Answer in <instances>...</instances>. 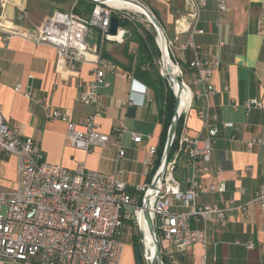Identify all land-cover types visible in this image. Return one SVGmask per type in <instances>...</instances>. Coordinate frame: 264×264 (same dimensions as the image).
Returning <instances> with one entry per match:
<instances>
[{
    "label": "crops",
    "instance_id": "crops-1",
    "mask_svg": "<svg viewBox=\"0 0 264 264\" xmlns=\"http://www.w3.org/2000/svg\"><path fill=\"white\" fill-rule=\"evenodd\" d=\"M17 0H0V14L4 9L11 16L16 13ZM75 0L74 2H76ZM158 17L165 32L172 61L181 70L179 77L191 95L201 92L194 84L198 76L188 63L196 54L181 50L179 44L187 39V22L182 21L188 10L186 0H140ZM26 26L44 24L56 8L57 0H23ZM227 9L219 12L216 0H208L201 9L197 26L204 30L195 36L200 45L199 58L219 61L206 83L214 91L210 97L211 112L217 114V135L212 144L207 171L198 175L203 187L215 186L214 191L198 195L196 204L216 203L227 207L230 200L242 208H232L221 224L214 215L206 219L191 218L192 229H203L206 246L194 242L179 251L166 240L160 242L162 260L166 264H264V208L253 201L254 192L264 184V142H246L252 138L264 140V24L258 13L264 0H226ZM65 9V8H62ZM120 39L101 41L98 29L91 27L90 45H96L103 58L111 60L115 69L106 71L109 86H101L100 108L97 119L100 131L109 135L104 147L83 150L72 146L66 138V122L49 119L47 111L31 99L44 98L54 109L67 114L74 122L84 123L92 106L80 101L81 93L88 89L93 64L75 62L74 69L57 66L53 46L38 44L19 34L3 38L0 31V111L3 117L20 129L23 138L34 140L49 163L73 169L78 162L86 168L111 173L116 168L118 178L127 184L150 183L156 171V159L161 146L163 124L151 88L133 75L129 81L125 73L132 72L129 58L135 61L137 43L131 39L128 27L120 26ZM223 40L220 46L218 42ZM20 85L21 89L16 90ZM28 93V95H26ZM256 98L262 104L247 111L244 103ZM236 104V107L233 106ZM205 107L204 97L195 98L192 106L183 112L180 134L188 137H206L210 124L203 126L198 113ZM118 128V129H117ZM132 133L140 140H132ZM179 134V135H180ZM154 146L157 152L151 153ZM120 149L124 150L119 156ZM178 149V144H177ZM174 152L173 175L180 190L188 187V147L183 144ZM159 166V165H158ZM17 186L16 158L0 152V190H13ZM244 192H238V188ZM165 201L171 211H188L192 203L184 206L175 195L167 194ZM121 229V234H122ZM123 241L119 264H136L135 248ZM251 242L252 246L247 247ZM0 264H20L6 260Z\"/></svg>",
    "mask_w": 264,
    "mask_h": 264
},
{
    "label": "built area",
    "instance_id": "built-area-1",
    "mask_svg": "<svg viewBox=\"0 0 264 264\" xmlns=\"http://www.w3.org/2000/svg\"><path fill=\"white\" fill-rule=\"evenodd\" d=\"M2 4L4 0H1ZM208 0H186L188 10L182 21L187 22V39L179 44L181 50L190 49L196 56L189 61V67L198 70L194 84L201 86V92L191 95L183 110L192 106L195 98L204 97L205 107L198 116L205 126L210 124L206 137H188L181 133L178 137V149L182 145L188 147L187 162L189 174L186 177L188 187L180 190L179 181L173 175L174 158L169 160L157 188L159 193L151 197L150 211L159 241L166 240L177 250L182 251L194 242L206 246L207 237L203 229H192L191 218L206 219L210 215L221 223H225V214L232 208H242L230 200L227 207L216 203L196 204L195 199L215 186L203 187L199 184L198 175L207 171V163L211 157L212 144L217 135V114L211 112L210 97L214 91L206 83L219 61L199 58L197 52L200 45L195 36L204 30L197 26L201 9ZM217 9H227L226 0H216ZM17 11L13 19L0 14V31L3 38L19 34L38 44H48L55 48L57 66L73 70L75 62L93 64L92 79L89 87L81 93V102L92 106L86 122L72 121L67 114L51 108L44 98L31 99L47 111L49 119L66 122V138L69 143L83 150L93 147L102 148L109 140V135L100 131L97 119L102 115L100 108L101 86H109L106 78V66L110 71L115 64L103 58L96 45H90L87 38L91 27L100 31V40L106 38L110 16L114 10L95 4L88 16L69 9L56 8L50 18L40 26H26L27 17L23 0L15 1ZM126 14V10L121 11ZM258 19L264 24V8L258 13ZM168 47L171 41L167 40ZM224 43L220 40L218 44ZM174 63V62H173ZM176 64V63H175ZM178 67V65L176 64ZM181 70L178 67V74ZM129 81L133 79L131 72L125 73ZM185 85V84H184ZM186 88H188L185 85ZM16 90L21 86L17 85ZM28 95V93H26ZM236 107V104H233ZM262 104L256 98L244 103L247 111L259 108ZM180 111V114H183ZM118 129V128H117ZM140 134L132 133V140L138 142ZM262 138H252L246 142L248 148L254 143H263ZM0 152L14 155L16 158L17 186L13 190H0V262L10 260L20 264H119L123 241L121 239L122 224L125 219L133 217L137 221V211L141 209L142 197L148 184H127L118 178L121 172L116 168L111 173L86 168L78 162L73 169L46 161L44 152L38 144L23 138L18 126L8 122L0 111ZM155 153V147L150 148ZM124 150L120 149L121 157ZM161 163V161H160ZM160 164L154 176L158 173ZM153 176V177H154ZM153 179V178H152ZM243 193L244 188H238ZM167 194L175 195L186 206L192 203L188 211H171L165 201ZM253 201L264 208V184L253 196ZM2 208H4L2 210ZM132 211V212H131ZM139 225V224H138ZM143 242V241H142ZM141 255L143 260L151 256L144 243ZM252 243L248 242L247 247ZM159 264H166L162 259Z\"/></svg>",
    "mask_w": 264,
    "mask_h": 264
},
{
    "label": "trees",
    "instance_id": "trees-1",
    "mask_svg": "<svg viewBox=\"0 0 264 264\" xmlns=\"http://www.w3.org/2000/svg\"><path fill=\"white\" fill-rule=\"evenodd\" d=\"M95 4L96 2L92 0H77L73 5V10L78 14L88 16ZM152 12L154 13V11ZM112 13L118 17L119 26H125L130 29L131 39L137 43L134 63H132L133 56H130L129 58L130 70H132L135 77L141 79L147 87L151 88L153 97L157 102L158 112L163 124L161 146L158 150V157L155 165L157 168L161 161L167 129L173 113L175 97L169 81L161 75L159 70L160 52L156 43V33L152 25L150 24L151 28L149 29L138 21L127 18L121 11L113 10ZM154 15L158 20L155 13ZM98 35L100 37L99 30ZM182 118L183 114L180 115L178 120L175 138L169 154V160L173 158L174 152L177 149L178 137L182 127ZM155 152H157L156 149ZM139 238L140 237H138L137 234H133L132 244L135 250L141 253L142 247L140 246Z\"/></svg>",
    "mask_w": 264,
    "mask_h": 264
},
{
    "label": "water",
    "instance_id": "water-1",
    "mask_svg": "<svg viewBox=\"0 0 264 264\" xmlns=\"http://www.w3.org/2000/svg\"><path fill=\"white\" fill-rule=\"evenodd\" d=\"M92 1L96 2V4H100V5H103L105 7H108V5L104 2V0H92ZM127 1H130V2H132L138 6L142 7L145 10L144 15L146 16V19L148 20L149 24L152 25V27L155 30L156 35H157L156 36V43L158 45L159 52H160V63L162 61V64L164 65V59L166 57L167 60L170 62V64H172L173 61L171 60L170 49H169L167 42H166L164 30H163L161 24L159 23V21L157 20V18L155 17L154 13L151 11V9L146 4H144L140 0H127ZM4 15L8 19H13V17H14L13 15L11 16V14H9L6 9H4ZM122 31H123L122 28L118 24V17L116 15L112 14L110 16L109 28H108V33L106 35V39L118 40V39H120L119 35H120V32L122 33ZM160 40L163 41L166 53H164L163 49L161 48V46L159 44ZM166 68L168 69V72H170V66L168 65ZM160 73L168 81H170V78L167 75L163 74L162 70H160ZM174 78L177 81L178 89L176 91L173 90L175 101H174L173 113H172L171 120H170L168 129H167L166 140H165V144H164V148H163V152H162V157H161L160 169H159L158 173L153 177L151 182L148 184L147 190L145 191V193L142 197V200H141V212L144 216L146 226L148 229V233L150 235V239H151V242L153 245V252H152L150 257L143 260L141 253L138 252L137 250H135L136 264H159L161 259H162L160 241L158 239V236H157L154 224H153L151 211H150V209H151L150 203H151V197L152 196L155 197L159 193V189L157 188V184L159 181H161L163 173H164L166 166L169 162V154H170L171 146H172L173 140L175 138L178 120H179V117L181 115L180 109H178L179 103H180V94L182 91H184L186 89L183 81L179 77V74L174 75ZM171 88H172V86H171Z\"/></svg>",
    "mask_w": 264,
    "mask_h": 264
},
{
    "label": "bare ground",
    "instance_id": "bare-ground-1",
    "mask_svg": "<svg viewBox=\"0 0 264 264\" xmlns=\"http://www.w3.org/2000/svg\"><path fill=\"white\" fill-rule=\"evenodd\" d=\"M104 2L109 7H112L113 9H118L120 11H124L126 9H132V10H135L137 12H140L143 15L145 13V10L142 7L132 3L130 1H127V0H104ZM159 44H160L161 48L163 49L164 53H166V50H165V47H164L162 40L159 41ZM161 63H162V61H161ZM168 65L170 66V72H168V69L166 68ZM161 70H162L163 74L167 75L170 78L169 84L173 88L172 91L173 90L176 91L178 89L177 81L174 78V75L178 74V67L176 66V64L175 63L170 64V62L165 57L164 65L162 64ZM189 92H187V90L185 89L180 94V103H179L178 109H180L181 112H183V110L185 109V107L188 104V96L190 95ZM137 219H138L139 227L141 228L142 233H143V243H144L145 247L147 248L148 253L152 254L153 245H152L150 235L148 233L146 222H145L144 216L141 212V209L137 211Z\"/></svg>",
    "mask_w": 264,
    "mask_h": 264
},
{
    "label": "rangeland",
    "instance_id": "rangeland-1",
    "mask_svg": "<svg viewBox=\"0 0 264 264\" xmlns=\"http://www.w3.org/2000/svg\"><path fill=\"white\" fill-rule=\"evenodd\" d=\"M57 1L59 2L61 8H65V9H69V8L73 7V5L75 4V2H74L75 0H57ZM114 10L120 11L118 9H114ZM125 16L127 18L132 19V20L138 21L139 23L144 25L146 28H149V29L151 28L148 20L146 19V17L143 14H141L140 12H137V11L132 10V9H126ZM164 34H165V32H164ZM165 37H166V35H165ZM171 60H172V57H171ZM159 65H160L159 66V70H161L162 63H160V61H159ZM3 209L4 208H2V210ZM131 215H133V217L125 219L123 224H122L123 225L122 226V230L123 231H122V234H121V239H122V241L127 242V241H130V233L131 234H137L138 237H140L139 238V242H140V246L142 247L143 246V244H142L143 243L142 242L143 241L142 230L139 227L138 223L136 222L134 214L131 213ZM137 221H138V219H137Z\"/></svg>",
    "mask_w": 264,
    "mask_h": 264
}]
</instances>
